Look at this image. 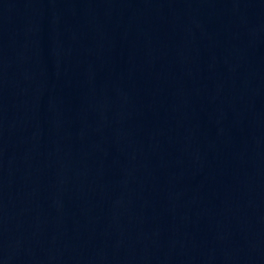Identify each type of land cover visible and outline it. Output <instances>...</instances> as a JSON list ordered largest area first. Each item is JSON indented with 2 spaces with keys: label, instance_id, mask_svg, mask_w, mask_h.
<instances>
[{
  "label": "water",
  "instance_id": "95a60500",
  "mask_svg": "<svg viewBox=\"0 0 264 264\" xmlns=\"http://www.w3.org/2000/svg\"><path fill=\"white\" fill-rule=\"evenodd\" d=\"M0 264H264V0H0Z\"/></svg>",
  "mask_w": 264,
  "mask_h": 264
}]
</instances>
